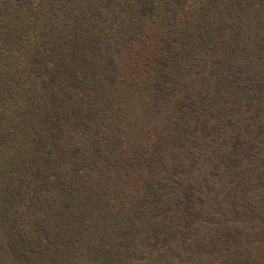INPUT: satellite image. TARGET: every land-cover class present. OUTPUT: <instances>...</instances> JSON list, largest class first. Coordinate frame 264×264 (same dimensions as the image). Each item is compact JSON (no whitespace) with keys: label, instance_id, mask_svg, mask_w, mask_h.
<instances>
[{"label":"trees","instance_id":"16d2710c","mask_svg":"<svg viewBox=\"0 0 264 264\" xmlns=\"http://www.w3.org/2000/svg\"><path fill=\"white\" fill-rule=\"evenodd\" d=\"M0 264H264V0H0Z\"/></svg>","mask_w":264,"mask_h":264}]
</instances>
